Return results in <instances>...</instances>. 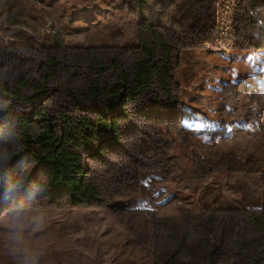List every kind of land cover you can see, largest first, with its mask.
Segmentation results:
<instances>
[{
    "label": "rangeland",
    "instance_id": "1",
    "mask_svg": "<svg viewBox=\"0 0 264 264\" xmlns=\"http://www.w3.org/2000/svg\"><path fill=\"white\" fill-rule=\"evenodd\" d=\"M165 27L171 97L145 95L158 108L144 114L127 102L85 157L98 200L41 208L44 168L10 155L16 116L72 113L91 81L110 98L144 32ZM263 210L264 0H0V264H264V231L240 229ZM175 211L183 223L163 220Z\"/></svg>",
    "mask_w": 264,
    "mask_h": 264
},
{
    "label": "trees",
    "instance_id": "2",
    "mask_svg": "<svg viewBox=\"0 0 264 264\" xmlns=\"http://www.w3.org/2000/svg\"><path fill=\"white\" fill-rule=\"evenodd\" d=\"M163 29L148 28L144 32L138 53L129 67L121 69L115 92L110 98L105 99L111 92L109 88L91 81L89 88L80 93L81 98L87 100L86 103L69 100L75 109L72 113L64 112L57 118L45 111L33 110L32 115L16 116L13 125L16 143L13 147H16V151L10 155L15 156L14 159L29 155L44 168L45 181L41 184L43 193L39 196L41 208L75 207L98 200L100 192L88 178L85 157L100 154L99 145L106 140V130L115 128L116 119L127 102H136L135 105H140L139 112L144 114L158 108L157 103L150 107L141 103L140 99L145 95L171 97L174 89L173 37L170 35L171 28ZM55 63L52 57L48 59L49 69L43 80L48 85L56 72ZM5 91L14 96V91ZM24 98L31 101L28 96ZM138 100L141 104H137ZM93 103L96 109L94 115H90L84 104ZM117 109L120 111L116 112ZM172 214V217L163 220L171 218L177 225L183 223L181 213L175 211ZM242 215L245 216L244 213ZM191 219L194 217L191 216ZM248 220L240 229L245 231L251 227L257 233L264 231V210L261 214L250 216ZM229 225L230 221L224 227L230 229ZM231 242L236 254L242 250L247 253L257 250V243L252 241L231 238ZM154 264L159 263L156 260Z\"/></svg>",
    "mask_w": 264,
    "mask_h": 264
},
{
    "label": "clouds",
    "instance_id": "3",
    "mask_svg": "<svg viewBox=\"0 0 264 264\" xmlns=\"http://www.w3.org/2000/svg\"><path fill=\"white\" fill-rule=\"evenodd\" d=\"M20 264H37V257L33 253H26L24 259L20 261Z\"/></svg>",
    "mask_w": 264,
    "mask_h": 264
},
{
    "label": "snow or ice",
    "instance_id": "4",
    "mask_svg": "<svg viewBox=\"0 0 264 264\" xmlns=\"http://www.w3.org/2000/svg\"><path fill=\"white\" fill-rule=\"evenodd\" d=\"M201 125H198L197 127H200Z\"/></svg>",
    "mask_w": 264,
    "mask_h": 264
}]
</instances>
